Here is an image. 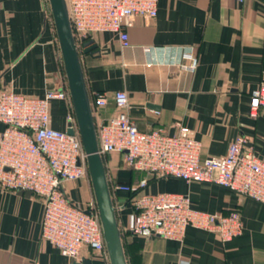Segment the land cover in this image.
I'll return each mask as SVG.
<instances>
[{
	"label": "crops",
	"instance_id": "obj_1",
	"mask_svg": "<svg viewBox=\"0 0 264 264\" xmlns=\"http://www.w3.org/2000/svg\"><path fill=\"white\" fill-rule=\"evenodd\" d=\"M128 45L117 34H92L96 47L80 51L87 94H109L104 108L92 110L95 126L114 111L112 93L125 90L127 113L138 129L175 123L191 128L201 142L200 157L224 154L238 135L264 159V108L249 116V95L264 65V3L261 0H158L152 18L131 17L125 26ZM181 49L198 59L193 72L176 65ZM67 87L47 0H0V89L43 96ZM67 100L54 99L50 125L67 129ZM3 125L0 124V131ZM109 186L134 183L144 174L127 167L119 153L104 160ZM82 180L64 183L76 203H85ZM145 191L189 194L191 207L203 212L236 208L242 232L228 241L217 233L188 226L182 240L133 235L125 227L131 206L115 193L114 205L127 264H264V204L212 183L175 177L149 181ZM114 194V193H113ZM113 199V197H112ZM43 200L28 190L0 187V264H110L87 247L72 260L41 235Z\"/></svg>",
	"mask_w": 264,
	"mask_h": 264
},
{
	"label": "built area",
	"instance_id": "obj_2",
	"mask_svg": "<svg viewBox=\"0 0 264 264\" xmlns=\"http://www.w3.org/2000/svg\"><path fill=\"white\" fill-rule=\"evenodd\" d=\"M65 2L74 40L81 51L84 41L96 32L117 34L122 46H127L128 20L136 15L154 17L158 0ZM197 64L192 49L180 50L178 68L193 72ZM109 97L106 92H95L91 109L104 108ZM111 97L113 113L95 126L98 152L102 157L119 153L127 167L144 174L137 182L110 186L112 194L121 191L128 196L131 211L125 229L137 236L173 240H182L188 226L217 233L223 242L241 234L243 225L236 208L203 212L191 207L187 193H150L145 188L152 179L175 177L217 184L264 204V159L248 145L247 137L233 138L224 154L201 158V142L191 128L176 122L173 134L160 128L140 130L127 113V92L117 90ZM54 99L71 104L68 88L48 89L41 97L0 89V187L28 190L42 198L41 235L64 256L79 260L81 250L87 247L107 257L95 200L76 203L64 190L65 182L89 176L87 154L72 108L66 122L73 134L51 127L50 105ZM262 108L264 65L259 84L249 95V116L256 118Z\"/></svg>",
	"mask_w": 264,
	"mask_h": 264
},
{
	"label": "water",
	"instance_id": "obj_3",
	"mask_svg": "<svg viewBox=\"0 0 264 264\" xmlns=\"http://www.w3.org/2000/svg\"><path fill=\"white\" fill-rule=\"evenodd\" d=\"M47 2L67 80L77 131L82 147L87 154V169L109 262L110 264H127L103 157L98 152L96 127L83 77L79 57L80 50L74 40L66 2L65 0H47ZM95 47L96 44L93 43V40H86L83 43L82 51L88 52ZM66 131L70 134L74 133L71 127H67Z\"/></svg>",
	"mask_w": 264,
	"mask_h": 264
},
{
	"label": "rangeland",
	"instance_id": "obj_4",
	"mask_svg": "<svg viewBox=\"0 0 264 264\" xmlns=\"http://www.w3.org/2000/svg\"><path fill=\"white\" fill-rule=\"evenodd\" d=\"M106 159V156H103V161ZM106 170V169H105ZM87 188H86V193L85 196H87L89 199H94V194H93V190H92V186H91V181H90V177L88 176L87 178L84 179ZM111 196L113 197V203H114V198L116 199V195L111 193Z\"/></svg>",
	"mask_w": 264,
	"mask_h": 264
}]
</instances>
